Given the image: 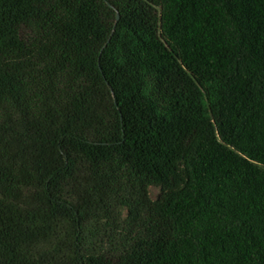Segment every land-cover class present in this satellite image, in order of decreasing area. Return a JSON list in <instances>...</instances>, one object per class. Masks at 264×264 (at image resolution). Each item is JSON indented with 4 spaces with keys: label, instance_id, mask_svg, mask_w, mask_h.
Instances as JSON below:
<instances>
[{
    "label": "trees",
    "instance_id": "trees-1",
    "mask_svg": "<svg viewBox=\"0 0 264 264\" xmlns=\"http://www.w3.org/2000/svg\"><path fill=\"white\" fill-rule=\"evenodd\" d=\"M0 264H264V0H0Z\"/></svg>",
    "mask_w": 264,
    "mask_h": 264
},
{
    "label": "rangeland",
    "instance_id": "rangeland-1",
    "mask_svg": "<svg viewBox=\"0 0 264 264\" xmlns=\"http://www.w3.org/2000/svg\"><path fill=\"white\" fill-rule=\"evenodd\" d=\"M159 192H160L159 187H156V186L149 187V194L152 199H155Z\"/></svg>",
    "mask_w": 264,
    "mask_h": 264
},
{
    "label": "water",
    "instance_id": "water-1",
    "mask_svg": "<svg viewBox=\"0 0 264 264\" xmlns=\"http://www.w3.org/2000/svg\"><path fill=\"white\" fill-rule=\"evenodd\" d=\"M117 17H118V15H117Z\"/></svg>",
    "mask_w": 264,
    "mask_h": 264
}]
</instances>
